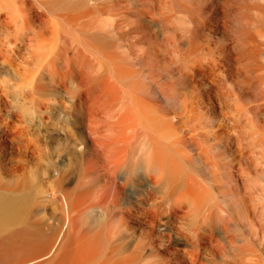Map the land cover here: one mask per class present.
I'll return each mask as SVG.
<instances>
[{
  "label": "bare ground",
  "instance_id": "bare-ground-1",
  "mask_svg": "<svg viewBox=\"0 0 264 264\" xmlns=\"http://www.w3.org/2000/svg\"><path fill=\"white\" fill-rule=\"evenodd\" d=\"M236 2L0 0V62L55 134L54 175L0 165L19 264H264V0Z\"/></svg>",
  "mask_w": 264,
  "mask_h": 264
},
{
  "label": "rangeland",
  "instance_id": "rangeland-1",
  "mask_svg": "<svg viewBox=\"0 0 264 264\" xmlns=\"http://www.w3.org/2000/svg\"><path fill=\"white\" fill-rule=\"evenodd\" d=\"M251 0H237V5H246ZM245 10V9H243ZM242 15V12H241ZM241 15H237V18L242 22ZM234 38H232L233 40ZM19 63L16 61L15 66ZM7 81L6 82L4 81ZM253 81V80H252ZM30 82V83H29ZM255 83H251V88L254 89ZM264 87V82L261 85ZM31 87L30 78L23 79L17 74L12 73V68L7 64L0 62V165L2 171H7L9 167H14L17 173L23 170H28L31 167L36 171L37 175H42L46 173L47 176H52L55 174V156H53L52 149L54 143L52 140L55 137L54 131L48 129L49 133H46L47 126L42 124L40 121V111L33 106L32 103L26 101L22 97L23 92H27ZM4 88H9L7 90L10 95H6ZM248 100L254 103L256 100L260 101V98H256L254 101L250 93H247ZM253 96V95H252ZM6 97V98H5ZM14 111V112H12ZM16 112H19L18 114ZM17 115V116H16ZM19 115V116H18ZM14 127V128H13ZM27 127V128H26ZM14 130L15 139L22 142V138L25 142L33 141L40 147L43 159L39 160L36 156V152L29 149L23 151L22 149L18 152L9 146V141L5 138L6 129ZM20 128L23 130H20ZM25 129V130H24ZM18 130V134L16 132ZM29 133V134H26ZM27 137H26V136ZM32 137H31V136ZM32 138L33 140H27ZM26 138V139H25ZM24 142V146H25ZM7 143V144H6ZM53 169V170H52ZM43 171V172H42ZM6 174V172H5ZM5 179V178H4ZM253 180V179H252ZM254 183V182H252ZM36 184H27L25 191L32 192ZM243 182H240V188L243 186ZM246 189V188H245ZM245 189L242 188V193H245ZM47 198L53 200L54 196L51 192H48ZM47 217H52L51 212L46 213ZM65 226V225H64ZM4 234V233H3ZM2 231L0 232V264H19L24 261H28L31 257L19 248L8 247V244L1 238ZM28 263V262H27ZM25 263V264H27Z\"/></svg>",
  "mask_w": 264,
  "mask_h": 264
}]
</instances>
